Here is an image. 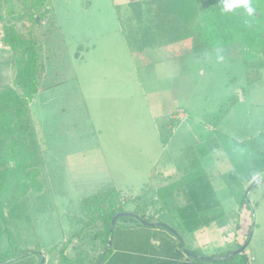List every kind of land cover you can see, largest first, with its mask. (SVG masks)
Instances as JSON below:
<instances>
[{"label": "rangeland", "instance_id": "1", "mask_svg": "<svg viewBox=\"0 0 264 264\" xmlns=\"http://www.w3.org/2000/svg\"><path fill=\"white\" fill-rule=\"evenodd\" d=\"M129 1L49 2L52 12L40 31L46 67L30 103L42 190L0 213L14 240L11 258L1 264H76L64 260L62 249L70 239L69 257L87 253L88 240L73 238L84 224L83 201L108 188L125 199L141 195L126 211L166 226L120 219L104 264L133 257L172 264L170 249L181 241L170 229L177 231L172 226L185 199H162L158 188L191 170L193 158L209 174L226 215L183 234L186 250L219 258L246 241L250 264H264V70L263 82L249 84L239 58L191 53L181 43L133 54L116 9L127 18ZM1 13L0 22L8 17ZM20 60L22 53L0 39V87L13 81ZM3 235L0 253L10 244ZM22 251L28 253L13 257Z\"/></svg>", "mask_w": 264, "mask_h": 264}, {"label": "trees", "instance_id": "2", "mask_svg": "<svg viewBox=\"0 0 264 264\" xmlns=\"http://www.w3.org/2000/svg\"><path fill=\"white\" fill-rule=\"evenodd\" d=\"M49 2L50 0H0V11L4 9L8 15L5 21L0 22V39L13 52L22 53L13 81L0 87V213L29 191L42 190L38 171L42 156L30 103L38 92L46 67L43 54L44 34L40 31L44 18L52 12ZM249 3L253 9L251 15L244 5L226 11L223 0H130L127 18L122 15L119 5L116 9L133 54L150 47H167L176 43H181L191 53L216 50L223 56L239 58L247 81L251 84L263 82L264 0H249ZM256 12L260 14L259 17ZM0 17L4 18V15L1 13ZM193 160L191 170L158 188L162 199L175 194L182 195L185 199L176 210L179 218L172 226L181 236L209 227L226 215L209 174L197 158ZM137 199L140 200L141 195ZM137 199H125L121 191L115 188H108L85 198L84 224L73 238L88 240L91 247L86 254L81 249L69 257L65 253L71 245L68 239V244L62 249L64 260H73L76 264H96L102 256L99 264H104L112 252V244L108 246V242L113 217L120 212H127L126 204ZM131 213L146 220L137 210ZM127 217L144 225L134 216L124 215L118 218L115 226L120 219ZM4 222L5 225H2ZM4 232H8L10 244L0 253L5 256L0 258V264L11 258L10 248L14 241L9 222L0 218V246L4 243ZM245 243L246 241L239 243L238 248ZM175 245V251L172 247L169 257L175 256L177 259L170 262L193 264V258H196L194 255L189 254L186 259L184 256L187 246L181 242ZM74 247L78 249L76 245ZM27 253L22 251L13 257ZM90 258L93 261L89 263ZM196 260H206L212 264H250L251 257L246 248L224 259L211 257Z\"/></svg>", "mask_w": 264, "mask_h": 264}, {"label": "water", "instance_id": "3", "mask_svg": "<svg viewBox=\"0 0 264 264\" xmlns=\"http://www.w3.org/2000/svg\"><path fill=\"white\" fill-rule=\"evenodd\" d=\"M256 15H257L258 17L260 16V14L257 13V12H256ZM124 215L134 216V217H136L137 219H139L140 222H141L142 224H144V225H151V226L162 225V226H166L165 223H161V222H148V221L142 219L139 215L134 214V213L120 212V213L116 214V215L113 217V219H112L111 226H110L111 238H112L113 228H114V226H115L116 221L118 220V218H120L121 216H124ZM253 228H254V227H253ZM170 230L173 231V232L177 235V237H179L181 243L184 245V242H183V239H182V236L180 235V233H178V232L175 231L174 229H170ZM252 234H253V232H252ZM111 238L109 239L108 246L112 243V239H111ZM247 246H248V243L246 242L242 247L236 249L235 251H233V252H231V253H229V254H227V255H225V256L219 257V258H220V259H224V258H227V257L233 255V254L240 253V252L244 251V250L247 248ZM185 250H186V249H185ZM106 251H107V248L104 250L103 255L106 253ZM186 253L191 254V255H194V254H192V253H191L190 251H188V250H186ZM194 256H195L196 258H205V259H209V257L198 256V255H194ZM101 259H102V256H101L100 260H101ZM100 260H99L98 262H96V264H99V263H100ZM43 261H44V258H43Z\"/></svg>", "mask_w": 264, "mask_h": 264}, {"label": "clouds", "instance_id": "4", "mask_svg": "<svg viewBox=\"0 0 264 264\" xmlns=\"http://www.w3.org/2000/svg\"><path fill=\"white\" fill-rule=\"evenodd\" d=\"M224 9L232 10L238 5H244V7L247 9L248 13L251 15L253 12V9L249 3V0H223Z\"/></svg>", "mask_w": 264, "mask_h": 264}, {"label": "crops", "instance_id": "5", "mask_svg": "<svg viewBox=\"0 0 264 264\" xmlns=\"http://www.w3.org/2000/svg\"><path fill=\"white\" fill-rule=\"evenodd\" d=\"M143 254H145V253H143ZM146 255H148V253L147 254H145V256ZM132 263H129V262H131V261H129V262H127V264H145L144 262H145V259H144V257L143 258H135V257H133L132 258Z\"/></svg>", "mask_w": 264, "mask_h": 264}]
</instances>
